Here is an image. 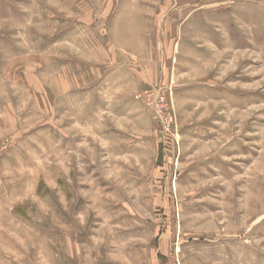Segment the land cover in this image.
I'll use <instances>...</instances> for the list:
<instances>
[{
    "label": "rangeland",
    "instance_id": "374dc122",
    "mask_svg": "<svg viewBox=\"0 0 264 264\" xmlns=\"http://www.w3.org/2000/svg\"><path fill=\"white\" fill-rule=\"evenodd\" d=\"M0 264H264V0H0Z\"/></svg>",
    "mask_w": 264,
    "mask_h": 264
},
{
    "label": "built area",
    "instance_id": "2783aa9c",
    "mask_svg": "<svg viewBox=\"0 0 264 264\" xmlns=\"http://www.w3.org/2000/svg\"><path fill=\"white\" fill-rule=\"evenodd\" d=\"M136 98L139 99V98H141V96H136ZM147 98L149 99V96H148V95H147ZM160 100L163 101V98H160ZM169 126H170V124L168 123V124L166 125V127H169Z\"/></svg>",
    "mask_w": 264,
    "mask_h": 264
}]
</instances>
